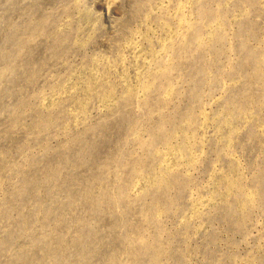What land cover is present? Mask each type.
I'll list each match as a JSON object with an SVG mask.
<instances>
[{
	"label": "rangeland",
	"instance_id": "obj_1",
	"mask_svg": "<svg viewBox=\"0 0 264 264\" xmlns=\"http://www.w3.org/2000/svg\"><path fill=\"white\" fill-rule=\"evenodd\" d=\"M0 264H264V0H0Z\"/></svg>",
	"mask_w": 264,
	"mask_h": 264
}]
</instances>
